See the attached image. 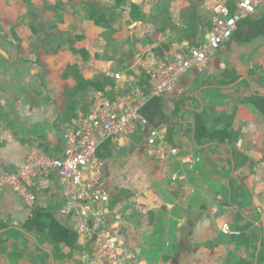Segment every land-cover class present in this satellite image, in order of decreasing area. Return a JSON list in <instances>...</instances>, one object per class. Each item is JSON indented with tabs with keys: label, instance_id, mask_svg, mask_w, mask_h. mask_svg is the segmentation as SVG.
<instances>
[{
	"label": "crops",
	"instance_id": "0c3cea01",
	"mask_svg": "<svg viewBox=\"0 0 264 264\" xmlns=\"http://www.w3.org/2000/svg\"><path fill=\"white\" fill-rule=\"evenodd\" d=\"M53 1H45L44 14L42 8L32 9L26 18L22 11L15 22L5 23L1 11L15 0H0V172L15 170L33 143L60 149L63 129L72 118L88 113L95 102H112L126 92L128 76L134 79L132 85L142 87L138 80L147 84L146 70L167 52L204 41L214 9L220 4L233 9L237 0H202L210 19L203 40L194 45L179 29L185 25L168 11L170 3L166 14L171 23L161 24L156 20L157 0H95L85 18L78 7L70 13L63 5L54 8ZM245 20L261 30L244 40L247 28L237 26L201 67L190 68L156 98L163 116L157 124L144 117L142 139L129 153L144 155L153 164L106 169L111 157L101 156L107 208L118 222L125 264H264V115L250 101L254 94H264V9L239 24ZM105 29L123 42L121 59L113 41L108 44L102 37ZM121 60L123 68L117 69ZM81 81L91 86L88 110L66 117L69 94ZM197 114L208 130L231 132L230 142H196ZM151 127H160L178 145V157L159 160L149 153ZM107 142L116 146L112 141L103 145ZM126 189L130 195L124 199L119 194ZM35 190L34 207L51 209L72 230L57 212L50 181L37 179ZM32 210L9 190L0 195V264H60L63 252L72 253L67 264H78L76 258L90 263L93 236L88 244L77 238L74 250L61 245L56 253L44 234L23 229ZM228 221L238 234L222 231Z\"/></svg>",
	"mask_w": 264,
	"mask_h": 264
},
{
	"label": "built area",
	"instance_id": "2783aa9c",
	"mask_svg": "<svg viewBox=\"0 0 264 264\" xmlns=\"http://www.w3.org/2000/svg\"><path fill=\"white\" fill-rule=\"evenodd\" d=\"M261 9L264 0H237L233 9L226 4L218 5L204 41L190 47L179 46L146 70L148 79L144 87L132 85L134 79L128 76L131 84L126 92L112 102H95L88 113L72 118L65 125L60 149L31 144L15 170L0 172V195L9 190L31 209L38 197L36 180L47 179L57 212L69 221L77 238L88 244L95 234L89 264H125L118 222L110 218L109 194L102 185L105 161L98 154L100 147L106 141L116 146L126 144L145 122L141 114L145 104L164 96L190 68L201 67L224 46L240 21ZM114 77L119 78L120 74L115 73ZM146 142L151 147L149 153L156 159L179 156L178 145L169 142L160 127L148 129ZM221 229L224 233L238 234L230 229L229 221Z\"/></svg>",
	"mask_w": 264,
	"mask_h": 264
},
{
	"label": "rangeland",
	"instance_id": "374dc122",
	"mask_svg": "<svg viewBox=\"0 0 264 264\" xmlns=\"http://www.w3.org/2000/svg\"><path fill=\"white\" fill-rule=\"evenodd\" d=\"M46 0H15V2H11V4L6 7L5 11H1L3 14L1 16V19L5 23H12L15 22L18 18H20V15H22V11H26L25 16L26 18H30L32 16L31 13H33L34 9L41 10L42 13H45V7H46ZM54 8L57 7L58 10H60V7L63 5L66 10H68L70 13L73 12L74 9H77V7L81 10V17L85 18L91 13V8L95 5V0H54ZM148 4L153 3L154 0H147ZM167 2V8L172 7L171 10L168 9L170 14L174 17L175 20L180 25H187L186 29H191L189 24L192 20L195 22L196 29H193V33L190 32L183 34L184 36H189L187 39L189 40V43L191 45L197 44L198 42L202 41L204 38L205 29L207 28L208 21L210 19V13L207 6L205 5L204 8L201 7V0H157L156 4L157 6L161 5V3ZM189 3V4H187ZM196 4L195 7V18L191 17V13L189 12V8L191 5ZM200 4V5H199ZM33 9V10H32ZM72 10V11H71ZM184 27V26H182ZM111 30H104V33L102 32V37H104L107 40V43L109 44L111 41V45L114 47V50L118 56L119 59L122 58V45L123 42L121 41H115V38L112 36ZM184 36V37H185ZM115 41V42H114ZM118 50V51H117ZM123 62L124 60L117 62V69L123 68ZM75 69H73L74 71ZM72 72V71H70ZM75 74V73H74ZM108 84H111L110 81H107ZM105 84V83H104ZM105 86V85H104ZM101 84V89L104 87ZM91 87L90 83L87 81H81L73 85L72 92L69 94L70 96V104L69 112L66 114V117H72L73 115L77 114L79 111L85 112L88 110V103L91 95L88 94V88ZM112 93V92H111ZM109 95V98L113 95V93ZM170 121H168L169 123ZM141 130V129H140ZM139 130V131H140ZM142 139V133L141 131L137 133L130 143L127 146H122V148H119L117 146H111L109 149V153H105L107 157H111V160L106 161L105 168L112 169L113 165H151L153 162L144 155H140L139 157H135V155H130L133 147H136L137 143L141 141ZM132 156V157H131ZM112 172V171H111ZM127 174V173H126ZM125 172H123L122 179L125 180L127 178ZM113 188V186H112ZM116 189V187H114ZM128 191V192H126ZM126 191L120 192V197L126 199L130 195V190L126 189ZM72 253L68 255V253H62L61 254V260L60 264H67L68 263V257H71ZM78 264H83L79 258H76Z\"/></svg>",
	"mask_w": 264,
	"mask_h": 264
},
{
	"label": "trees",
	"instance_id": "16d2710c",
	"mask_svg": "<svg viewBox=\"0 0 264 264\" xmlns=\"http://www.w3.org/2000/svg\"><path fill=\"white\" fill-rule=\"evenodd\" d=\"M195 5L196 4L191 5V7L189 8L191 17L193 16L192 18H195L196 16L194 7ZM166 8L167 2L161 3L157 10L158 17L156 18V20L159 21L161 24L171 23L169 16H167L166 14ZM91 17L94 19L95 22H97V24L99 23V21L95 19L93 15H91ZM186 26L185 28H179L183 34H190L193 29H196L194 20H192L189 24L191 29H186ZM238 27H241L243 30L247 28V31L243 34L242 37L244 38V40L252 38L258 31L261 30V28H259L255 24V22L250 20H245L243 24L241 22L240 24H238ZM187 37L189 36L186 35L185 38ZM167 53L169 54V52ZM144 83L145 82L138 80V84L142 87H144ZM250 101L254 105V107L264 115V94H254ZM141 114L143 115V117L147 118L151 123L157 124L163 116L160 110L159 101L156 99L148 101L145 106L141 109ZM203 138L213 139L216 143L219 144L225 142L228 143L231 140V132L227 131L226 128L208 130L200 114H197L193 122V139L198 142ZM110 147V144L107 142L101 147V149H99L98 154L100 156H104L106 152H109ZM23 229L26 232L33 231L36 234H44L52 242L56 253L60 251L61 245L67 246L68 248H70V250H74L76 248V234L70 228L61 224L55 218L54 212L49 208L41 206L33 207L31 216L25 221Z\"/></svg>",
	"mask_w": 264,
	"mask_h": 264
},
{
	"label": "water",
	"instance_id": "95a60500",
	"mask_svg": "<svg viewBox=\"0 0 264 264\" xmlns=\"http://www.w3.org/2000/svg\"><path fill=\"white\" fill-rule=\"evenodd\" d=\"M95 238V235H93L92 240ZM92 246V243L90 244V247Z\"/></svg>",
	"mask_w": 264,
	"mask_h": 264
}]
</instances>
